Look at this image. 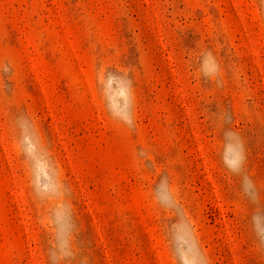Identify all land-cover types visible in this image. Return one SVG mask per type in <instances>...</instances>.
<instances>
[{
	"label": "rangeland",
	"instance_id": "rangeland-1",
	"mask_svg": "<svg viewBox=\"0 0 264 264\" xmlns=\"http://www.w3.org/2000/svg\"><path fill=\"white\" fill-rule=\"evenodd\" d=\"M0 264H264V0H0Z\"/></svg>",
	"mask_w": 264,
	"mask_h": 264
}]
</instances>
